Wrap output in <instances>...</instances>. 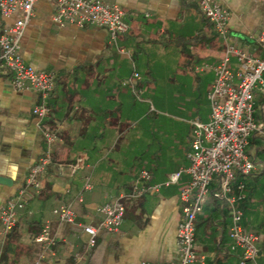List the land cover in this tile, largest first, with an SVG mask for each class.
<instances>
[{
  "label": "crops",
  "instance_id": "obj_1",
  "mask_svg": "<svg viewBox=\"0 0 264 264\" xmlns=\"http://www.w3.org/2000/svg\"><path fill=\"white\" fill-rule=\"evenodd\" d=\"M101 1L117 4L125 12L124 22L129 30L118 37L116 44L110 43L106 29L55 24V0H38L33 18L25 29L20 50L24 60L39 71L55 73L58 78L47 101L50 108L47 119L53 120L48 129L54 130L56 139L51 145L52 162L41 177L42 189L39 193L30 190L29 204L20 211L22 237L12 247V264H35L38 260L40 253L36 251L41 245L27 238L36 228L34 221L42 223L37 235L47 222L52 223L57 256L51 264H62L61 260L70 256H75L76 264H141L145 261L161 264L178 259L177 232L182 218L179 192L189 181L188 175H184L178 185H173L179 188L178 192L169 191L171 186L160 193L139 197V220L124 221L119 232L105 234L94 254L87 249L88 237L80 227L63 225L52 214L55 208L72 203L79 223L99 226L101 206L122 193L131 195L134 181L142 171L128 176L120 166L135 141L129 135L119 137L120 132L111 119L124 115L125 101L139 95L137 88L142 89L140 85L145 78L135 57H144L148 49L144 44L151 43L153 49L162 50L159 44L163 42L164 47L169 42L184 46L196 41L208 42L215 36L214 26H209L201 13L198 0ZM214 1L231 12L233 42L254 55V51L259 50L256 39L264 30V0ZM19 17V13L7 18L0 15V35ZM208 27L213 28V33L206 37ZM166 34L172 40H164L162 35ZM236 64L233 59L232 67ZM146 66L152 75L149 62ZM95 73L98 78L94 80ZM134 73L140 75L135 88L124 86L123 82L133 79ZM12 78L10 71L0 70V180L5 179L0 181V208L24 185L30 169L48 150L41 122L32 112L42 99L32 90L18 92ZM147 82L155 83L156 79L150 76ZM256 165L257 171L262 168V164L256 162ZM151 171L152 184L165 182L156 170ZM87 182L93 186L90 191L85 190ZM81 195L82 201L79 200ZM210 199L211 196L200 217H209ZM26 212L28 220L24 223ZM212 215L215 221L201 229L204 241L196 243L199 257L204 258L199 264H240L241 251L231 249L230 213L226 226L216 217L217 213ZM259 220L254 225L264 221V215ZM259 238L260 249L262 235ZM5 241L0 235V257ZM257 264H264V250H260Z\"/></svg>",
  "mask_w": 264,
  "mask_h": 264
},
{
  "label": "built area",
  "instance_id": "obj_2",
  "mask_svg": "<svg viewBox=\"0 0 264 264\" xmlns=\"http://www.w3.org/2000/svg\"><path fill=\"white\" fill-rule=\"evenodd\" d=\"M38 0H0V15L11 17L19 13L15 24L0 35V66L13 75L12 84L18 92L35 91L42 102L33 109V115L41 122L49 115L47 101L56 87V75L49 71H39L29 65L21 55V41L25 29L34 15ZM57 9L53 16L55 24L64 27L73 25L106 29L110 43L116 44L120 35L126 34L129 27L124 22L125 12L117 4L101 0H55ZM203 16L214 26L215 33L223 40L225 51L223 61L214 68L215 79L209 93L211 116L207 123L196 120L192 123L190 148L187 153L189 166L170 176L162 184H152V174L143 170L133 184L131 197L139 198L147 193H160L163 188L178 185L184 175L189 181L179 193L182 205V218L177 232L178 259L161 264H199L204 261L196 249V221L203 213L205 204L212 194L213 186H218L216 197L224 201L232 218L230 238L231 249L240 250V264H257L260 258L259 236L249 233L243 226L244 212L240 203L246 200V184L238 181V175L250 176L257 171V165L247 155L250 138L253 135L264 137V121H258V101L263 102L264 113V30L256 39L262 58L236 47L230 32L231 12L214 0H198ZM236 67H232V59ZM140 80L134 73L133 79L123 82L124 86ZM48 150L30 169L24 185L0 208V235L6 239L20 220V211L29 204V191L39 193L42 189L41 177L52 162L51 145L56 137L48 128L43 130ZM93 186L87 182L85 190ZM121 194L112 202L101 206L99 226L81 224L72 203L64 204L52 211L63 225L78 226L88 237L87 249L97 245L101 231L119 232L125 216ZM82 195L79 200L82 201ZM42 251L35 264H51L57 256V238L52 223L47 222L35 239ZM141 264H157L142 262Z\"/></svg>",
  "mask_w": 264,
  "mask_h": 264
},
{
  "label": "rangeland",
  "instance_id": "obj_3",
  "mask_svg": "<svg viewBox=\"0 0 264 264\" xmlns=\"http://www.w3.org/2000/svg\"><path fill=\"white\" fill-rule=\"evenodd\" d=\"M212 33L213 28L208 27L205 35L208 37ZM162 38L172 40L169 34L162 35ZM234 44L248 52L241 45ZM159 45L162 50H155L151 43H145L144 47L148 49H145L144 57H135L145 78L140 85L142 89L139 95L125 101L124 115L113 116L111 123L120 132L119 137L123 139L124 135H129L135 141L134 148L120 166L123 172L135 176L144 169H152L166 181L173 172L189 166L186 156L193 132L192 123L198 119L203 122L210 119L212 109L207 96L214 82L213 70L224 59L225 46L218 35L208 42L196 41L184 46L169 42L166 47L163 42ZM254 57L262 58L259 50L254 51ZM146 62L153 70L152 75L148 73ZM150 76L156 79L155 83L147 82ZM97 78V73L93 74L92 79ZM256 108L262 112V105ZM246 153L252 156L253 151ZM178 190L176 186L169 189ZM139 199L128 195L122 200L126 210L124 221L139 220Z\"/></svg>",
  "mask_w": 264,
  "mask_h": 264
},
{
  "label": "trees",
  "instance_id": "obj_4",
  "mask_svg": "<svg viewBox=\"0 0 264 264\" xmlns=\"http://www.w3.org/2000/svg\"><path fill=\"white\" fill-rule=\"evenodd\" d=\"M209 23V26H212V24L207 20ZM215 36L217 34L215 33ZM0 70H6L5 68L0 66ZM58 78H56V81ZM136 92L139 93L140 89L137 88ZM260 105H263V102L259 101ZM258 104V105H259ZM262 111V109H261ZM257 118L258 121H264V113L263 111L260 112L257 110ZM53 120L51 118L46 119L42 124L41 128L44 130L45 128L51 129ZM253 151V154L250 158L253 162H258L259 164H262V168H260L258 171L254 172L250 176H242L238 175L237 179L238 181H243L246 184V200L240 203V208L244 212V227L245 230L249 233H253L257 236L262 235L263 237V244L260 247V250H264V221L260 222L259 224L254 225L255 223H258L260 220L259 218L261 215H264V137L253 135L250 138L249 147L247 151ZM152 174V171L149 170ZM216 192H218V186L215 185L212 188V194L211 199L208 203V210L210 211V215L208 218L204 217H198L196 221V243L197 241L203 242L204 237L201 234V229L203 226H207V224L211 221L214 222L212 213H217L216 217L220 218V221H223L224 225H227V218L229 215V208L228 205L221 201L216 197ZM203 214V213H202ZM28 213L26 212V217L24 223L28 220ZM214 220V221H213ZM33 225H36V228L34 227L32 231L28 235V239L30 242H35L37 235V231L40 230V225L42 223L40 221H34ZM23 227V223H21V220H19L17 226L13 229V231L10 233V235L6 238L5 246L2 250V254L0 257V262L2 264H12L13 260H11V251L14 243L19 240L22 237L21 228ZM105 234H111L107 231H101L98 239H97V245L95 248L91 250V254H94L99 245L101 244V239ZM36 244V242H35ZM56 247L54 248L56 250ZM39 251L41 253L42 247L37 249L36 253ZM62 264H76V258L75 256H70L69 258L65 260H61ZM59 263V260H58Z\"/></svg>",
  "mask_w": 264,
  "mask_h": 264
},
{
  "label": "water",
  "instance_id": "obj_5",
  "mask_svg": "<svg viewBox=\"0 0 264 264\" xmlns=\"http://www.w3.org/2000/svg\"><path fill=\"white\" fill-rule=\"evenodd\" d=\"M3 180H5V179H2V180H0V181H3ZM4 182V181H3Z\"/></svg>",
  "mask_w": 264,
  "mask_h": 264
}]
</instances>
